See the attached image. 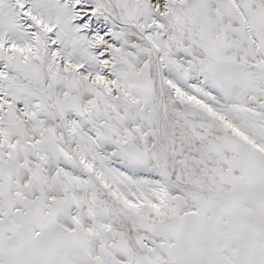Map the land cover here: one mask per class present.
<instances>
[{"label": "snow or ice", "instance_id": "6c2138e0", "mask_svg": "<svg viewBox=\"0 0 264 264\" xmlns=\"http://www.w3.org/2000/svg\"><path fill=\"white\" fill-rule=\"evenodd\" d=\"M0 264H264V0H0Z\"/></svg>", "mask_w": 264, "mask_h": 264}]
</instances>
